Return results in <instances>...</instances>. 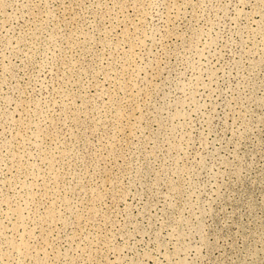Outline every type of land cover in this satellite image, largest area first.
Masks as SVG:
<instances>
[{"label": "rangeland", "instance_id": "374dc122", "mask_svg": "<svg viewBox=\"0 0 264 264\" xmlns=\"http://www.w3.org/2000/svg\"><path fill=\"white\" fill-rule=\"evenodd\" d=\"M0 264H264V0H0Z\"/></svg>", "mask_w": 264, "mask_h": 264}]
</instances>
